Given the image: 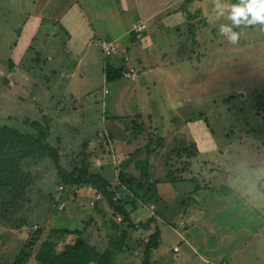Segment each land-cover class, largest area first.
I'll return each mask as SVG.
<instances>
[{"label":"rangeland","instance_id":"1","mask_svg":"<svg viewBox=\"0 0 264 264\" xmlns=\"http://www.w3.org/2000/svg\"><path fill=\"white\" fill-rule=\"evenodd\" d=\"M29 1L0 0V127L9 126L19 132L27 131L37 134V130L29 125L30 122L36 121L44 126L46 123L44 119H46L51 128L47 134V145L57 151L59 155L58 165L66 170V174L75 170V168L82 167L84 158L88 156L85 159V164L87 162L89 164L88 174H97L114 186L116 185L117 176L116 166L121 160L122 152L124 153L127 150L117 143L123 141H125V144L134 142L131 134L127 132L131 130L129 119L119 116V118H122L120 127L117 129L119 134L114 130L111 131L113 133L109 134L108 126L101 127V124L97 123L98 119L101 118L98 117L95 121L91 117L92 110L86 111L85 114L88 116L85 115L78 124H69L68 127L64 128L59 125L54 127L51 125L54 122L58 124L64 121L72 123L69 121L80 119L78 117L73 118L72 115L62 114L61 117L53 120L52 114H50L53 108L48 106L47 102L41 104L39 101L38 95L41 87H43L42 83L39 82L38 86L34 85L36 91L33 95L27 94L24 96L25 102L22 101V104L17 99L18 92L11 94V96L7 95V84L4 82L7 81V77L10 78L9 81H14L15 86H19L17 75L21 71L17 64V68H12L8 62L12 44L17 39L18 29L21 26L20 22L25 16L24 8L30 7ZM64 1L58 9L59 13H62L71 3V0ZM76 1L79 3L78 6L81 8V12L93 25L92 28H95V31L100 29L105 36L106 33L108 36L119 35L125 30L126 25L130 29L133 21L138 24L145 16L156 10H164L161 13L162 15L171 16L175 9H179L186 21L195 24L194 27H191L190 32V34L196 33L194 37L195 52L188 53L189 49L180 48L178 54L176 52L167 54L172 60L173 66L166 70L164 83L161 84L156 76H153L156 84L146 81L144 93L137 94V97L143 99L146 98L145 94L150 95V101L147 105L137 101L139 107L137 110H135V104H122L120 106L114 89L112 91V85L109 84L107 88H110L112 93L103 97V103H109V105L106 107L105 104L103 109L101 103H99L98 111L102 112L105 117L111 118L114 113H121L123 111L122 107H124L134 112L140 111L135 114V118H137L148 113V110L141 108L146 106L151 109V102L156 100L153 97L154 95L157 96L160 100L156 101L154 111L156 113L161 111L164 114L163 122L166 126L161 128L160 138H158L161 139V152L157 157L156 165L164 170L169 167V165L164 164L165 160H171V165H174L178 152L187 150L191 144L196 143L201 144L203 149H207V152L203 154V162L209 161L213 157L212 154L217 150L221 151L223 156L227 154L229 156L239 154L248 156L246 161L242 160L243 170L241 173L231 180L232 187L230 183L227 186L222 177H220L219 182H211V185L206 184V189L195 188L191 190L201 185L197 181L182 184L175 183L173 186H176L177 189L182 187L179 190L181 195L178 201L182 202L183 211L190 212L194 209L201 211L198 216L202 218L208 216L214 221L215 227L214 233L210 234L209 229L204 226L197 224L193 226L189 222L187 230L189 232L193 231L194 236L198 239L202 238V241L207 238L208 242L205 245L207 249L204 248V241L202 242L203 249L197 246L194 249L196 255L193 254L190 259L186 258L185 264H204L201 262L202 260L208 261L207 264H221L222 260L217 262L218 260L212 259L213 256L217 258L224 254L228 255L232 249H236L237 263L264 264V231L257 233L258 227L264 218V26L241 24L234 27L233 30L239 33V39L237 43L233 44L229 42L226 35L219 32L221 25L232 24V21L228 19L229 14L217 15L218 22H214V18L217 16L213 11L212 16L208 14L198 15L194 11L195 5L188 4L191 0L185 5H177L170 7V9L166 7L167 4L165 3L150 5L148 0H136L137 7L130 6V2H134V0H129V2L125 0ZM204 2L205 0H203ZM232 2L238 4L240 0H232ZM206 5L204 7H211L208 1ZM201 13L205 14V10L203 9ZM109 14L113 15L114 22L110 27H106L108 26ZM187 15L190 18H196L198 22H191ZM141 26H144V29L146 27L145 24H138L133 26L132 30L141 28ZM197 34L200 36H197ZM168 38L170 39V37ZM56 39L60 41L58 37ZM108 41L107 43H119L118 45L123 47L126 37L119 38L115 41L116 43L111 42L113 41L111 39ZM43 45H46L47 48L57 47L56 43H50L46 38L39 36L34 42L35 49H41ZM41 54L45 55V51H42ZM56 55H59V50H56ZM29 56L34 58V55L29 53L23 63L27 61L30 63ZM187 56L192 57L194 60V63L188 66L187 62L178 60ZM51 57L47 56L45 60L40 57L39 61H35L37 64L34 62V65H37L38 70L44 69L46 75L52 78L53 74L51 72L57 73V70L51 68H58V61L56 57L53 56L54 59H51ZM107 59L111 62L110 56ZM13 69H16V71H13ZM22 69L24 68L22 67ZM24 71L29 79L25 89L29 92L34 81L31 73L28 74L25 69ZM20 76L26 77L22 73ZM142 82L143 77L139 78L135 84L139 86ZM40 85L41 87H39ZM114 103L117 104L116 111L114 110ZM58 105L57 108H54V112L66 107L62 102ZM182 105H185V107H181ZM95 108L93 107V109ZM183 111L190 115L179 116V112ZM153 120L156 122V117ZM90 121H92V124H96L95 126L91 124L89 130V128L86 129L85 124ZM106 121L109 122L108 125H112L111 120L107 119ZM166 122L168 123L166 124ZM136 126L138 124L133 126V132L137 130ZM133 136L136 137L135 133H133ZM141 141L144 142L145 139L139 138L137 142ZM137 142L133 146L137 147ZM224 145L226 146V152L223 149ZM128 150L131 151L130 147H128ZM210 151L213 152L209 153ZM212 162L216 167L218 166L217 160ZM225 164L226 168L230 169L232 176L233 173H237L236 165L231 159ZM18 167L25 176L23 179L26 181L27 187L16 198L9 195L0 197V264H34L35 255L40 244L49 238L50 232L55 229L66 228L70 231H79L88 243L98 242L97 247H100V251H102V248L107 244L108 237L106 238V235L112 237L107 224L110 220L118 219V216L114 215L103 198H101V201L106 205V211L99 210L97 206H94L96 204L93 205L97 189L91 186H66L61 181L52 160L45 156L36 155V157L20 159ZM222 168L219 166L217 171H221ZM129 172L134 173L132 168H129ZM137 174L135 171L134 175ZM216 174L220 175V173ZM166 175V173H161L157 177L162 179ZM176 176L175 174L172 175V177ZM124 190L123 188V195L117 196L116 199H129L123 193ZM235 199L238 200V204L231 207L233 213L229 212L230 208H222L217 203L219 200ZM2 204L7 205V210L4 209ZM158 206L160 207V205ZM96 210L100 214L96 213ZM103 212L107 213L102 215ZM188 213L174 215V212L171 211L164 215V217L169 216L165 224H162V222L156 223L160 236L158 247L151 253V260L154 264H174L166 257L170 254L169 248L178 243L177 237L172 236L170 233L165 234L164 230L169 232L168 229L172 227L173 223L175 225L179 224V215H184L186 218ZM119 219L121 220V217ZM116 222L121 221L116 220ZM154 226L155 224L152 223L151 227ZM222 226L224 228H221ZM244 226L254 232V235L243 233ZM228 232L239 237L235 247L230 245V242L235 241V237L231 241H226L225 238V242L220 245L218 243L217 246V239ZM131 233L134 235H129L128 239L131 237L129 239L131 243L127 244L126 247L128 248V255H133L130 258L125 257V261L122 262L123 264H142V247L148 236L142 233V230L141 232L137 230ZM141 235L144 236L143 239L140 238ZM76 238L68 235L61 238L54 236L53 241L56 245V251L61 252L64 246L74 243ZM138 239L141 241L140 243L136 242ZM163 240L165 241L160 243ZM27 247L31 248L28 249ZM228 258H225L223 262L228 263ZM241 258L244 259L243 262H241ZM112 263L120 264L114 257Z\"/></svg>","mask_w":264,"mask_h":264},{"label":"crops","instance_id":"2","mask_svg":"<svg viewBox=\"0 0 264 264\" xmlns=\"http://www.w3.org/2000/svg\"><path fill=\"white\" fill-rule=\"evenodd\" d=\"M125 1L129 2V0ZM188 1L189 0H148V3L150 5L153 3H165L167 4L166 7L170 9V7H174L177 5H185L188 3ZM207 1L211 6L210 8L204 7L207 6ZM64 2V0H30V7H27V9H29L27 10L24 8L25 16L20 22L21 26L18 29L17 39L12 44L9 57L10 59L8 63L12 68H17L18 66L22 75L26 77L23 78L20 76L21 73H18V87L15 86L13 80L9 81L10 78L7 77V81H4L7 84V95L11 96V94L18 92L17 99L20 100L19 102L20 104H22V101L25 102V100L23 99L24 96H26L27 94L33 95L36 91L34 85L38 86V83L40 82L43 86H39L41 87V90L39 91L38 97L41 104H45L47 102V104H49L48 106L53 108V110L54 108H57V106H59L58 104H60L61 102L66 106L65 109H62L58 112H54L53 110L50 112V114H52L53 120L57 117H61L62 114H66L69 116L72 115L73 118L78 117L80 119L78 121H73V119L69 121L72 123L64 121L61 122V124H58L54 122L53 124H51L52 126L57 127L59 125L64 128L66 126L68 127L69 124H78L86 115V111L92 110L93 113L91 117L95 121L96 118H101L97 121V123L99 122L101 124V127L108 126L107 129L110 130L108 132L113 133L111 131L114 130L117 131V134H119V130L117 129H119L122 122V118H119V116H123L125 119H129L131 122V120L136 119L135 114L139 113L140 111L134 112L131 109H125L124 107H122L123 111L121 113L116 112L111 118L105 117L102 112L98 111L99 103H101V108H103L105 104L106 107L107 105H109V103H103V97L109 96L114 89L115 96H117L116 99L119 100L120 106H122V104H135V110H137L139 109L137 101L142 102L143 105H147V103L150 101V95L145 94L146 98L143 99L137 97V94L144 93L146 89L145 84L147 82L156 84L153 76H156V79L161 84L164 83L166 70L173 66L172 60L167 56V54L170 52H176L178 54V50L180 48L189 49L187 51L188 53L195 52L196 44L194 37L196 36V33L190 34L191 27H194L195 24L186 21V18L183 16V14H181V11L179 9H175L171 16L162 15L161 13H163L164 10H156L148 14V16H145L143 20L139 21L138 24L146 25L143 31L139 33L133 32V26L138 25L135 23V21H133L131 28L128 29V25H126L125 30H123L119 35L108 36V34L106 33L105 36L100 31V29H97L96 32L95 28H92L93 25L89 22V19H87L85 14L81 12V8L78 6L79 3H77L76 0H71V3L68 5V7L64 11H62V13H59L58 9ZM217 2H219L222 6L226 5L230 7L231 5H234L232 0H205L204 3L203 0H191L188 4L195 5L194 11L198 15L201 14V16H203L208 14L209 16H212L213 11L215 16H217L220 15L218 14L220 12V9L216 8ZM130 6L137 7L136 0H134V2L131 1ZM229 7L224 8L223 14H229ZM203 9L205 10V14L201 13ZM187 17L191 22H198L196 18H190L188 15ZM108 19V26L106 27H110L114 22L113 15L109 14ZM214 22H218V16L214 18ZM39 36L41 38H46V40H48L50 43H56L57 47L47 48L46 45H43L41 49H35L34 42ZM197 36L200 35L197 34ZM57 37L60 41L56 39ZM123 37H126V41L124 43V46L121 47L120 45H118L119 43H116L115 41ZM168 37H170V39ZM109 39L113 40L111 42L116 43L115 45L121 52L120 56L111 57V62L107 61V57L103 55L100 49V44L102 42H109ZM56 50H59V55H56ZM42 51H45V55L41 54ZM29 53L33 54L34 58L29 56L30 63L28 61L26 63H23L24 61H26ZM47 56H54L58 61V68H51L57 70V73L51 72L53 74L52 78L46 75L44 69L38 70L37 65H34V62L39 61L40 57L45 60ZM52 57L51 59H54ZM178 60H180V62H187V66L194 63V60L190 56ZM11 67L10 69L12 70ZM22 67L26 71H28V74L31 73L33 77L34 82L29 92L25 89V85H27L29 79ZM112 69L121 70V77H117L119 74H116L117 71H112ZM131 69L134 71L135 75L129 79L124 77V73L128 72ZM13 71H16V69H13ZM109 71L110 79L107 80V73ZM55 74H57V76H55ZM141 77H143V82L141 83V85L137 86L135 83ZM20 82L21 84H19ZM109 84L112 85V91L110 88H107ZM153 98H156V100L155 102H151V109H148V107L146 106L141 108H145L146 110H148V113H145L144 116H140L137 118H139L143 122V124L146 125L145 127L148 129V132H150L149 134H151L152 138L158 139L160 138L161 128L166 125L163 122L164 114H162L161 111L157 113L154 111V108L156 107V101L158 102L160 99L155 95ZM67 102L68 104H66ZM93 107L96 108L93 109ZM181 107L184 108L185 105H182ZM116 109L117 104L114 103V110L116 111ZM185 112L186 111L179 112L178 115L184 117L190 115L189 113ZM146 114H148V116H146ZM155 117L156 122L153 120ZM107 119L112 121V125H108L109 122L106 121ZM127 123L128 122L126 121V124ZM167 123L168 122H166V124ZM91 124L92 121L85 124L86 129L89 128L90 130L91 126H95L96 123H93L92 125ZM189 126L192 125L189 124ZM103 130L107 131L106 129ZM159 140L161 141V139ZM117 144H121L120 147H125L127 149L124 153L122 152V156L130 153L132 150L137 148L133 145L127 146V144H125V141L118 142ZM128 147H130L131 151L128 150ZM160 149L161 148L157 149V151L154 152L149 158L150 180L159 181V183L155 187L157 202H149L148 204L141 203L139 204L138 208L130 214V220L134 225L145 224L148 219L154 220V227H151V224L145 229H138L140 232L142 230V233H145V235L148 237L154 232L155 228H157V222H162V224H165V222H167L166 220L169 216L164 217L165 214L170 213L171 211L174 212V215L178 213L187 214L189 212L183 211L182 202L178 201L181 195V192L179 190H181L182 187H179L177 189L176 186H173L175 183H168L167 175L166 177H162V179L161 177H157L158 175L160 176L161 173L168 174V169L164 170L162 167H158L156 165L157 157L161 152ZM223 149H225L226 152V146L223 147ZM187 150L188 153L182 150V156H177V160L174 161V165H171V160H165L164 164L169 165L171 169L174 167L173 170H180L183 165L186 166L184 172H182V174L175 173V175L177 176L173 177V179L180 180L179 182H176L179 184L185 182L191 183L195 181L201 184H198V187H194L191 190L195 188L206 189V184L211 185V182H219L220 177H222V179L227 183V186H229L228 183H230L232 187L231 180L233 178H236L241 173V171L243 170V161H246L248 158V156H242L241 154L236 156H229L227 154L226 156H223V153L217 150L212 154L214 158L212 157L209 159V161L203 162V154L207 152V149H203L201 144H191ZM212 152L213 151H210L209 153ZM229 159L234 162L238 170L237 173H233V176L230 172V169L226 168L225 164ZM214 160H217V167L215 166L214 162H212ZM219 166L223 167L221 171H217ZM216 173H220V175H217ZM95 197L96 200L94 199L93 205L96 204L94 206H97L99 210L106 211V205L103 204L104 202L102 203L101 195L97 192V195ZM217 203L222 208H230L229 212L233 213L231 207L234 204H238V200H219ZM158 205H160V207ZM245 208L247 209L246 205ZM199 212L201 211H196L194 209L193 211H190L188 213V217L186 218L184 215H179V224L175 225V223H173L172 227L168 229L169 232L167 230H164L165 234L170 233L172 236L177 237L178 241L177 244H174L169 248L170 254L172 253V256L170 257L169 254L166 257L167 259H170L172 263L185 264L186 258L190 259L191 257H193V254L196 255L194 249L197 246L198 248L203 249L202 242L204 240L202 241V238L198 239V237L194 236L193 231L189 232L187 230L189 222L191 223L190 225L193 226H195L196 224L204 226L206 229H209L210 234L214 233V221L208 218V216H205L203 218L199 217ZM244 212H246V210H244ZM96 213L100 214V212H98L97 210ZM104 213L106 214L107 212H103L102 215ZM157 213H159L160 215L158 216ZM118 218H120V216H118ZM116 220L121 221L118 219H115L114 221L110 220L107 224V226L111 228L110 234L114 235V237H111V235H106V238L108 237L107 244L102 248V251H100V247H97V245L99 244L98 242L88 244L93 246L99 253L107 250L110 251L111 264H114L112 263L113 257L116 258L120 262V264H123L122 261H125V257L130 258L133 255H128V248L126 247V245H129L131 243V241H129L131 237L128 239L129 235L133 236L134 234L131 233L132 231L129 232L127 239H125L123 242L122 251H115L112 248H109L111 247V242L116 238V225H119V223H121L116 222ZM221 228H224V226H222ZM243 229V233L254 235V232H252L249 228L244 226ZM260 231H264V218L262 219V223L258 227L257 233L259 234ZM143 237V235L140 236L141 239H143ZM234 237L236 239L235 241L230 242V245L231 247H235L236 241L239 237L231 234L230 232L219 237L217 239L216 245L218 246V243L220 245L221 243L225 242V238L226 241H231ZM147 239H145L144 242H147ZM100 241L101 240L99 239V242ZM164 241L165 240L160 241V243H163ZM136 242L140 243L141 241L138 239V241ZM207 242L208 239L206 238L204 241V248L206 249L207 246L205 247V245L207 244ZM151 253L150 262L151 264H154V262L151 260ZM227 257H229L228 263L240 264L236 261L238 257L236 255V249H232L228 255L224 254L221 257L217 258L213 256L212 259L215 261L218 260L217 262H220L219 260H222L221 264H228L223 262V260ZM243 260L244 259L241 258V262H243ZM201 262L204 264L208 263V261L205 260H202ZM34 264H38L35 259Z\"/></svg>","mask_w":264,"mask_h":264},{"label":"trees","instance_id":"3","mask_svg":"<svg viewBox=\"0 0 264 264\" xmlns=\"http://www.w3.org/2000/svg\"><path fill=\"white\" fill-rule=\"evenodd\" d=\"M112 71H117L116 74H119L117 77H121V70L112 69ZM109 74L110 71L107 73V80L110 79ZM44 120L46 122L44 126H41V124L36 121L30 122L29 125L34 130H37V134L27 131L19 132L17 129L9 126L0 127V197L9 195L10 197L16 198L24 188L26 189L27 183L23 179L25 176L18 167L20 159L36 157V155L45 156L52 160L61 181H63L66 186H91L97 189L96 192L106 201L114 215L121 217V223L115 228L116 238L111 242L110 246L115 251H122L123 242L127 239L130 231L145 229L154 223L153 219H149L145 224L134 225L130 220V214L133 213L141 203L148 204L149 202H157L155 187L159 181L150 180L149 158L157 149L161 148V141L152 138L151 134H149L150 132H148V129L145 127L146 125H144L139 118L131 120V130L127 132L131 134V138L134 142H128L127 145H134L139 138L145 139L146 142H137L138 146L136 149L121 157V160L116 166V185L112 186L110 182L101 176L97 174H88L89 164L88 162L85 164V159H87L88 156L84 158L82 167L78 169L75 168V170L66 174V170L58 165L59 155L57 151L52 149L50 145H47V134L50 127L48 121L46 119ZM136 124H138V126H136L137 130L133 132L132 128ZM133 133H135L136 137L133 136ZM183 151L188 153V150ZM183 151L178 152L177 156L181 157ZM185 167L186 166L183 165L180 170H173L174 167L171 169L169 166L167 170V182H179L180 180L173 179L172 175L175 173L182 174ZM129 168H132L134 173L136 171L138 174L135 176L133 172H129ZM123 188L125 189L124 191H126H123V193H125L129 199H116L117 196L123 195ZM2 205L4 209L7 210V205ZM157 214L158 216L160 215L159 213ZM67 235L77 238L74 243L64 246L61 252H57L53 237L56 236L61 238ZM159 236V231L155 228L154 232L148 237L147 242L144 244L142 264H151L150 253L158 247ZM112 237H114V235H112ZM27 248L30 249L31 247ZM110 258V251L107 250L99 253L93 246L88 244L79 231H70L66 228L51 231L49 238L45 239V241L40 244L39 250L35 255V260L38 264H111Z\"/></svg>","mask_w":264,"mask_h":264},{"label":"clouds","instance_id":"4","mask_svg":"<svg viewBox=\"0 0 264 264\" xmlns=\"http://www.w3.org/2000/svg\"><path fill=\"white\" fill-rule=\"evenodd\" d=\"M229 7L216 3V8L220 9L218 14H223L224 8ZM228 19L231 25H221L219 32L226 35L229 42L235 44L239 39V33L234 31V27L243 25L264 26V0H240L238 4L231 5Z\"/></svg>","mask_w":264,"mask_h":264},{"label":"built area","instance_id":"5","mask_svg":"<svg viewBox=\"0 0 264 264\" xmlns=\"http://www.w3.org/2000/svg\"><path fill=\"white\" fill-rule=\"evenodd\" d=\"M136 29H134L132 31L135 33H139L142 31V29H144V26H141V28L139 27L137 30ZM100 49H101V51L105 57H109V56L113 57V56H120L121 55V52L119 51L117 46L113 43L102 42L100 44ZM133 74H134V71L131 69L128 72L124 73V76L126 78H131L133 76ZM118 220H120V219L118 218Z\"/></svg>","mask_w":264,"mask_h":264}]
</instances>
